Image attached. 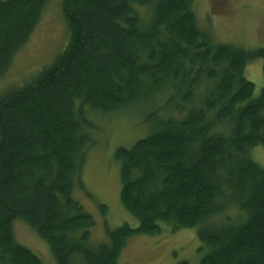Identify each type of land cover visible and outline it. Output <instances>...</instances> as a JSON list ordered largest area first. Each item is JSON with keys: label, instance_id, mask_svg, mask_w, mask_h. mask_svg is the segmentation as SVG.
I'll use <instances>...</instances> for the list:
<instances>
[{"label": "trees", "instance_id": "obj_1", "mask_svg": "<svg viewBox=\"0 0 264 264\" xmlns=\"http://www.w3.org/2000/svg\"><path fill=\"white\" fill-rule=\"evenodd\" d=\"M48 0H0V78ZM68 39L0 96V264H43L16 241L21 220L56 264H117L127 240L162 223L196 227L200 264H264V86L245 68L264 46L217 41L195 0H61ZM146 109L148 133L118 147L119 199L138 220L106 228L74 197L98 115ZM103 214L106 207L100 205ZM177 264H190L181 261Z\"/></svg>", "mask_w": 264, "mask_h": 264}, {"label": "rangeland", "instance_id": "obj_2", "mask_svg": "<svg viewBox=\"0 0 264 264\" xmlns=\"http://www.w3.org/2000/svg\"><path fill=\"white\" fill-rule=\"evenodd\" d=\"M199 23L209 28L217 41L233 43L246 49L264 46V0H195ZM68 33L61 11V0H48L28 41L15 54L8 71L0 78V96L30 80L48 65L67 43ZM245 76L254 83L257 95L264 86V62L257 58L245 68ZM130 109L113 116L89 118L94 123L87 159L81 171L82 189L75 187L74 197L91 214L94 225L91 241L106 240V228L124 223L136 228L138 220L126 211L119 199L118 147H131L149 131L145 121L148 110ZM252 158L264 167V148L251 150ZM106 207V212L100 209ZM155 234H135L126 243L117 264H200L202 252L196 227L173 230L162 223ZM17 242L40 257L43 264H56L47 243L21 220L13 223Z\"/></svg>", "mask_w": 264, "mask_h": 264}]
</instances>
